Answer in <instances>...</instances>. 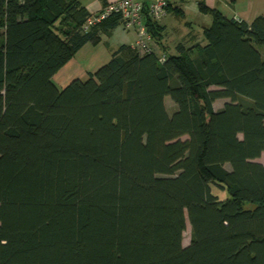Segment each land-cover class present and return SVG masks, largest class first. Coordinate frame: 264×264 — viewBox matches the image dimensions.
Listing matches in <instances>:
<instances>
[{
    "label": "trees",
    "instance_id": "1",
    "mask_svg": "<svg viewBox=\"0 0 264 264\" xmlns=\"http://www.w3.org/2000/svg\"><path fill=\"white\" fill-rule=\"evenodd\" d=\"M198 10L203 43L159 53L147 18V50L58 88L121 14L0 0V264H264V15Z\"/></svg>",
    "mask_w": 264,
    "mask_h": 264
},
{
    "label": "crops",
    "instance_id": "2",
    "mask_svg": "<svg viewBox=\"0 0 264 264\" xmlns=\"http://www.w3.org/2000/svg\"><path fill=\"white\" fill-rule=\"evenodd\" d=\"M82 5L87 8L90 13L99 11L105 3L114 0H80ZM147 2L148 0H143ZM198 1H204L205 5L210 8L219 10L223 15L228 18H238L246 23H250L255 17L264 15V0H186L183 2H175L170 5L164 18L158 22L162 26V39L160 43H155L151 40L150 44L157 52L164 51L173 52L177 43L182 42L185 44H193L195 42L203 43L202 30L204 27L210 25L211 17L209 14H203L198 10ZM184 14V24L181 23V19L177 18L175 13ZM127 30L122 25L117 26L107 35H103L101 42L105 40V46L108 54L111 56L113 50H115L120 44L134 45L136 41V32L133 35L131 42H124L125 37L119 34V30ZM129 32V30H127ZM89 43L85 44L72 58L88 48ZM99 46L92 45V48ZM93 56V54H92ZM92 58V57H91ZM71 60L66 64L68 65ZM65 65V66H66ZM63 66L62 68H64ZM61 68V69H62ZM60 69V70H61ZM59 70V71H60ZM58 71V72H59ZM88 71H86L87 73Z\"/></svg>",
    "mask_w": 264,
    "mask_h": 264
},
{
    "label": "rangeland",
    "instance_id": "3",
    "mask_svg": "<svg viewBox=\"0 0 264 264\" xmlns=\"http://www.w3.org/2000/svg\"><path fill=\"white\" fill-rule=\"evenodd\" d=\"M177 18L181 19V23L184 24V14H178ZM119 34L125 37L124 42H131L133 40V35L135 34L133 30H119ZM106 41V40H105ZM105 41L98 44L96 48H92L91 44H88V48H84L81 52H79L75 58L71 60V62L62 68L59 72H57L52 81L58 88L64 87L70 80L73 78H80L81 80H85L87 78L86 71H96L100 66L105 64L109 59L110 55L107 52ZM93 54V56H92ZM92 57V58H91ZM228 101V99H219L213 103V107L215 110L222 108L223 103ZM170 100L169 97H166V108L169 113L173 110V105L175 104ZM256 161L264 163V152H262L261 156L256 159ZM227 167V165H226ZM212 193L215 194L219 199H223L226 197V192L223 188L219 186L212 185L211 186ZM248 205V204H247ZM190 237V227L187 223L186 229L183 232L182 245L186 246L189 243Z\"/></svg>",
    "mask_w": 264,
    "mask_h": 264
},
{
    "label": "built area",
    "instance_id": "4",
    "mask_svg": "<svg viewBox=\"0 0 264 264\" xmlns=\"http://www.w3.org/2000/svg\"><path fill=\"white\" fill-rule=\"evenodd\" d=\"M183 1L186 0H148L146 3L143 0L110 1L87 19L85 27L106 18L112 12H118L123 19V28L136 32L135 45L147 50L150 36L146 26V19L159 22L166 15L169 5Z\"/></svg>",
    "mask_w": 264,
    "mask_h": 264
}]
</instances>
